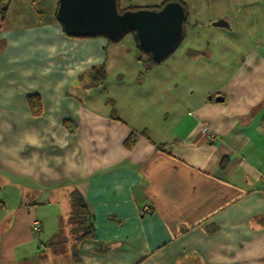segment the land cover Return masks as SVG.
Instances as JSON below:
<instances>
[{
	"label": "crops",
	"instance_id": "obj_1",
	"mask_svg": "<svg viewBox=\"0 0 264 264\" xmlns=\"http://www.w3.org/2000/svg\"><path fill=\"white\" fill-rule=\"evenodd\" d=\"M182 1L151 67L132 34L68 35L57 0L3 2L0 264H264V0Z\"/></svg>",
	"mask_w": 264,
	"mask_h": 264
},
{
	"label": "water",
	"instance_id": "obj_2",
	"mask_svg": "<svg viewBox=\"0 0 264 264\" xmlns=\"http://www.w3.org/2000/svg\"><path fill=\"white\" fill-rule=\"evenodd\" d=\"M57 17L68 35L88 37L105 35L113 41L134 31L140 49L162 61L181 44L187 13L177 0L160 8L140 7L119 11L118 0H58ZM230 27L224 18L213 22Z\"/></svg>",
	"mask_w": 264,
	"mask_h": 264
},
{
	"label": "trees",
	"instance_id": "obj_3",
	"mask_svg": "<svg viewBox=\"0 0 264 264\" xmlns=\"http://www.w3.org/2000/svg\"><path fill=\"white\" fill-rule=\"evenodd\" d=\"M6 1L8 2L9 0H0V11L2 12L3 15H6L7 13V10H8V7H7V4H4L3 2ZM32 1H36V0H32ZM168 1H172V0H167L165 2H163L162 4L160 5H156V6H152V7H155V8H160L162 7L165 3H167ZM177 1H180L185 9H186V13H187V18L185 20V26H186V22H187V19H188V8H187V5L184 1L182 0H177ZM58 3L59 1L57 0V6H58ZM118 5H119V11L120 12H123L125 10H128V9H137V8H140L138 6H128V7H123L122 6V0H118ZM57 15V14H56ZM58 18V17H57ZM67 33V32H66ZM132 34L134 37H135V32L134 31H130V32H127L120 40L118 41H113L111 40L110 38H108L107 36L105 35H101V34H94L92 36H88V37H106L109 39L110 42H119L121 41L125 36L127 35H130ZM136 39V37H135ZM137 41V40H136ZM137 46L141 52V56L140 58H144V61L145 63H147V65L149 67L153 66V65H156L158 63H161L163 62L164 60L162 61H155L152 56L144 53L141 49H140V46L137 42ZM178 48V47H177ZM170 56V55H169ZM91 76H92V84L96 85V84H100L102 83L105 79H106V76H107V70H106V66L103 64V65H100V66H96V67H93L92 70H91ZM73 197V201L77 204L76 208H75V212H74V216L72 217V219H79V224H85L87 223V217H86V208H87V205L85 203V201L79 196H77V194H73L72 195ZM93 225V224H92ZM90 232H93L91 230H88V232H86L83 236L86 237L88 236L87 234H89Z\"/></svg>",
	"mask_w": 264,
	"mask_h": 264
},
{
	"label": "rangeland",
	"instance_id": "obj_4",
	"mask_svg": "<svg viewBox=\"0 0 264 264\" xmlns=\"http://www.w3.org/2000/svg\"><path fill=\"white\" fill-rule=\"evenodd\" d=\"M128 2H131V3H136V4H141V3H144V2H147V1H150V0H127ZM226 2H229L228 0H226ZM232 9V8H231ZM213 9H212V6H210L209 7V9L207 10V11H212ZM195 12V11H194ZM233 9H232V11H229V12H227V13H225V15H224V17L226 18V19H228L229 21H230V23H231V27L233 26L234 27V25H233V22H234V15H233ZM235 14V13H234ZM206 17L207 18H204L205 20H208V21H205L206 22V24H208V22H212L213 21V19H212V21H210L211 20V17L210 16H208V15H206ZM214 17V16H213ZM214 18H218V17H214ZM222 18V17H221ZM220 18V19H221ZM215 20V19H214ZM216 21V20H215ZM214 22V21H213ZM212 22V23H213ZM230 27V28H231ZM217 28H219V29H222V31H225V32H231L232 30L229 28V29H227V28H224V27H217ZM189 29H188V32H187V37H189ZM186 38V37H185ZM123 40H125V37L122 39V41ZM184 45H185V39H184V41L182 42V44H181V47H184Z\"/></svg>",
	"mask_w": 264,
	"mask_h": 264
},
{
	"label": "built area",
	"instance_id": "obj_5",
	"mask_svg": "<svg viewBox=\"0 0 264 264\" xmlns=\"http://www.w3.org/2000/svg\"><path fill=\"white\" fill-rule=\"evenodd\" d=\"M263 189H264V183H263ZM34 228L39 230L40 229V222L38 220L34 221Z\"/></svg>",
	"mask_w": 264,
	"mask_h": 264
}]
</instances>
